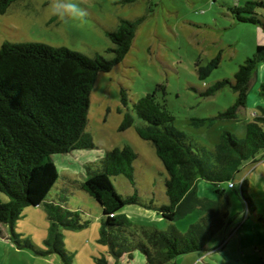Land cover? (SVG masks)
<instances>
[{
  "label": "rangeland",
  "instance_id": "1",
  "mask_svg": "<svg viewBox=\"0 0 264 264\" xmlns=\"http://www.w3.org/2000/svg\"><path fill=\"white\" fill-rule=\"evenodd\" d=\"M245 1L16 0L0 15V46L4 41L36 42L105 58H112L106 32L116 30L121 20L138 21L123 61L110 72L99 73L92 87L85 131L94 148L53 156L58 179L47 201L57 207L50 212L59 213L61 220H50L44 204L24 208L12 227H2L0 264H101L103 257L106 262L114 259L110 252L116 251L110 247L114 234L103 233L100 207L79 186L89 169L99 170L107 151L125 145L138 155L134 178L141 203L124 210L147 213L142 215L144 219H128V235L134 233L137 239H128L126 246L143 242L147 231L148 247L161 260L165 253L158 233L169 236L175 229L184 238L191 230L202 244L201 250L165 264H264V153L257 155V162L249 161L237 174L232 173L235 187L224 182L219 193L218 188L200 181L197 195L207 210L203 213L197 206L170 222L142 207L149 199L156 204L166 202L167 174L152 144L136 134L140 120L133 114V105L140 98L163 85L165 95L158 91L157 97L174 117L173 126L208 151H213L224 131L243 138L250 123L264 131V96L259 88L264 83V61L257 65L248 106L239 111L237 120L198 122L235 104L237 94L229 86L211 96L202 93L218 81L233 83L239 66L258 46H264V25L237 22L230 11ZM255 12L262 21L264 7H255ZM122 90L127 94L126 106ZM126 112L133 114V126L119 131ZM111 181L119 194H133L123 176ZM242 182L253 208L244 206ZM0 197L8 201L4 194ZM150 231L156 234L150 235ZM137 253V259L125 260L138 264L145 257L139 249Z\"/></svg>",
  "mask_w": 264,
  "mask_h": 264
},
{
  "label": "trees",
  "instance_id": "2",
  "mask_svg": "<svg viewBox=\"0 0 264 264\" xmlns=\"http://www.w3.org/2000/svg\"><path fill=\"white\" fill-rule=\"evenodd\" d=\"M15 1L0 0V15H4ZM263 1L246 0L242 6L235 5L230 11L237 22L264 25V19L261 21L255 12V7H264ZM137 25L138 21L121 20L116 30L106 32L112 58L100 54L89 57L64 47L36 42L4 41L1 44L0 193L8 201L0 197V236L2 227H12L23 209L29 206L44 204L50 220L56 221L57 217L61 220L59 213L50 212L57 211V207L47 201L58 179L53 156L94 148L91 135L85 131L92 87L99 73H108L123 61L132 46ZM261 61H264V46H258L254 55L239 66L233 83L218 81L202 93V96H211L229 86L237 99L215 117L198 122L237 120L239 111L246 107L248 92ZM158 91L165 95L164 86L157 85L153 92L133 105V114L140 120V125L135 126L136 134L152 144L167 174L164 180L166 202L156 204L149 199L142 207L155 210L164 220L173 222L197 206L207 210L203 199L197 195L200 181L215 188L224 182L231 185L230 188L235 187L232 173L237 174L238 168L249 161L257 162V155L264 153V131L255 123L246 126L243 138L224 131L213 151H208L173 126L174 117L165 103L158 100ZM260 91L264 96V85H260ZM121 96L126 106L125 91H121ZM133 114H124L119 131L133 126ZM137 158V153L128 145L109 150L101 159L99 170L92 172L89 169L79 186L100 207L105 235L129 225L119 211L141 203L134 178ZM117 176H123L133 187L132 195L123 196L117 192L111 181ZM243 184L240 193L244 206L253 208ZM217 192L221 193L220 190ZM158 235L168 261L202 248L191 230L184 238L166 233ZM138 249H142L140 244ZM142 253L144 264H152L153 260L147 263L148 256ZM101 264H106L103 258Z\"/></svg>",
  "mask_w": 264,
  "mask_h": 264
},
{
  "label": "crops",
  "instance_id": "3",
  "mask_svg": "<svg viewBox=\"0 0 264 264\" xmlns=\"http://www.w3.org/2000/svg\"><path fill=\"white\" fill-rule=\"evenodd\" d=\"M252 1H256V0H252ZM257 1H260V0H257ZM256 78H257V74H256ZM261 85H264V83H262ZM247 101H248V96H247ZM247 101H246V107L248 106V102H249V101L248 102ZM245 108L241 109L240 111H242V110L245 111L246 110ZM79 189H80V187H79ZM218 190H220V189L218 188ZM204 205H206V204H204ZM200 210L203 213L205 212L201 208H200ZM122 211L126 212V216H124V217H125V219L127 221H128V219H130L132 217L133 218H140V219L143 218L144 219V217L142 215L143 214L144 215L147 214V213H143V212L137 213V211H135V210H130V213H129L128 211H125L124 208L121 211H119L118 214L122 215V213H121ZM152 211H154V213L158 214L155 210H152ZM126 228H127V226L122 227V229H120L119 231L118 230H111V232L114 235H113V239H112V245H110V247H111V249H116V251L110 250V252H111V254H112L114 259H109V260H107V262L105 261L106 264H126V263H131L130 260H125V258L131 256V257H129V259H130V258H132L134 256L137 259L138 253H137L136 248L139 247V244L142 247L141 251L145 252V254L148 256L147 263L150 262V259L153 260L152 264H160V263H158L159 261L162 262V263H165L166 261H168L167 254H166L164 248H163V252L165 253V257L160 260V259H158V257H156L155 252L148 247L149 246V243H148L149 239L146 237V234H145L147 231H145L143 233V236H142V237H144V239H145L144 241L145 242L141 239L143 242L139 241L138 242L139 244L137 243L138 245H136V246H132V245H130L129 247L126 246L125 244H126V241L128 239H130V238L137 239L136 234H134V233H131V234L128 235V232H127L128 230H126ZM152 234H156V232L154 233V232L150 231V235H152ZM168 234H169V236H178V237L182 238L181 235L178 234L175 231V229H172L171 232L168 233ZM185 237H187V236H185ZM133 241L136 243V240H133ZM133 241H131V243ZM163 247H164V244H163ZM103 259H105V258L103 257ZM139 263L140 264H144L145 263V258H141L139 260Z\"/></svg>",
  "mask_w": 264,
  "mask_h": 264
},
{
  "label": "clouds",
  "instance_id": "4",
  "mask_svg": "<svg viewBox=\"0 0 264 264\" xmlns=\"http://www.w3.org/2000/svg\"><path fill=\"white\" fill-rule=\"evenodd\" d=\"M81 15H83V13H81ZM243 215V213L241 214V216Z\"/></svg>",
  "mask_w": 264,
  "mask_h": 264
},
{
  "label": "built area",
  "instance_id": "5",
  "mask_svg": "<svg viewBox=\"0 0 264 264\" xmlns=\"http://www.w3.org/2000/svg\"><path fill=\"white\" fill-rule=\"evenodd\" d=\"M231 185H229V187H230Z\"/></svg>",
  "mask_w": 264,
  "mask_h": 264
}]
</instances>
